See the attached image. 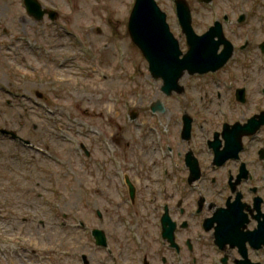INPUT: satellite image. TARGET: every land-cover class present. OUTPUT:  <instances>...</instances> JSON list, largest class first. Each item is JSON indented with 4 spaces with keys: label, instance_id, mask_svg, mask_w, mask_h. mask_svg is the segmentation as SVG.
<instances>
[{
    "label": "rangeland",
    "instance_id": "374dc122",
    "mask_svg": "<svg viewBox=\"0 0 264 264\" xmlns=\"http://www.w3.org/2000/svg\"><path fill=\"white\" fill-rule=\"evenodd\" d=\"M47 1L60 17L41 24L31 21L21 0H0V128L34 145L29 151L0 139V196L17 209L18 216H27L28 231L34 235L41 231L28 246L25 243L38 252L36 257L27 253L29 264L51 250L55 261L48 264H58L59 259L62 264H82L77 255L91 259L99 248L93 229L106 234V250L117 259L113 264H127L121 263L123 256L137 262L156 247L165 204L175 206L185 196L200 198L186 183L184 157L189 145L181 137L184 113L194 120L192 149L201 151L206 172L212 156L204 153V128L213 140L224 123L244 122L264 110V60L257 57L251 69L249 61L236 58L217 75H186L180 81L185 94L167 97L161 92L162 81L152 78L147 61L121 23L130 0L106 4L111 6L113 25L99 24L105 13L94 0L72 1L74 5L71 0ZM157 1L186 53L174 0ZM186 1L198 35L204 34L206 23L221 20L224 13L234 15L232 20L245 14L251 20L245 31L254 32L256 26V38L264 40L259 29L264 26V0H213L210 5ZM231 39L237 46L244 43ZM235 86L247 88V105L236 101ZM158 101L165 113L151 111ZM132 113L138 114L136 120H131ZM257 141L264 143V129ZM231 168L227 165L215 176L222 179ZM126 175L136 185L135 202L129 198ZM57 202L61 210L56 209ZM58 211L65 214L63 230L57 224L62 219L55 218ZM200 219L190 218L189 232L202 235L198 246L204 249L202 264H221L223 254L214 245L213 231L200 229ZM40 220L46 224L38 225Z\"/></svg>",
    "mask_w": 264,
    "mask_h": 264
},
{
    "label": "flooded vegetation",
    "instance_id": "af4514ba",
    "mask_svg": "<svg viewBox=\"0 0 264 264\" xmlns=\"http://www.w3.org/2000/svg\"><path fill=\"white\" fill-rule=\"evenodd\" d=\"M36 1L41 7L40 10L34 11L33 5H31V8L33 10L29 12L28 8L24 4L25 3L24 0H21V4L24 5L25 12L27 13L31 21L41 23V24L43 23L49 24V22H54L59 19L60 15L56 11V7L52 3L48 2L47 0H36ZM72 1L76 3L77 0H71L70 3L73 4ZM83 1H86V0H83ZM94 1L95 3H97V6L95 7L100 8V9L103 7L101 11L105 13V17L103 16L104 18L103 21H99V24L104 23L107 25L108 23H110L113 25L114 21L112 19L111 6L106 5L111 0H94ZM130 3L132 5L127 11V14L124 17L125 18L124 21L121 22L125 28H128L129 17H130L131 11L134 6V1L130 0ZM217 8H218L217 10L218 17H220L221 16L220 6H217ZM51 15L53 16L55 15V18H52ZM233 16L234 15H228L224 13L222 15L221 20H216L213 23L211 22L206 23L204 26V34H206L213 27H215L217 23H219L222 26L224 37L226 38V40H228L232 44L233 49H234L233 56L221 70L215 73L210 72V73L204 74V78L210 75L219 74V72L220 71L222 72L224 68L229 67L230 63H232L233 61L234 63L235 61H238L237 60L238 58L249 61L250 64L248 63V66L251 69H253L255 66V64L252 61L256 60L257 57H261V59L264 60V40H261L259 42L258 39L256 38L257 27L254 26V29H255L254 32L245 31V27L251 24V20H249V15L242 14L236 20H232ZM242 17H244V19L240 20ZM249 28H253V26H250ZM259 29L263 30V33H264V26L259 27ZM231 38H234V39L236 38V40L244 39V43L240 46H237V43H235V41ZM217 40L218 39L216 38V41ZM225 49H226L225 45H220V47L218 48L217 54L218 55L222 54L225 51ZM261 67H262L261 70H264V63L261 64ZM234 89H235V97H236L237 90L245 89L246 98H247L246 103L241 104L237 100L236 101L242 106L247 105L249 101L247 97V93H248L247 88L244 86L243 87L235 86ZM261 94L264 97V88L261 89ZM247 121L248 119L244 122L237 121L231 124L224 123L222 127V132H218V131L214 132L213 140L208 139L209 134L206 132L207 130H205L204 128V143L206 145L204 153L212 156L211 163H209V168L206 172H204V165H202V162H204V159L201 156L202 155L201 151L200 150L194 151L192 149L193 138H191L190 141H186L189 145V149L186 152L185 157H184V169H186L189 174L186 180V183L188 184V187L191 189L195 185L194 186L195 188H193V190H195L196 194L200 197L199 200H195V199L190 200L187 196H185V197H180V199L177 202H174L176 204L175 206L174 205L170 206L169 203L168 204L166 203L164 206V213L161 216L160 222H159L160 228L157 229V234L155 235V238H154L156 247L154 248L152 254L151 252H147L146 254H143L142 256H140V260L137 262L131 261V260L130 261L125 260L123 259L124 258L123 256L122 258H120L121 263L127 262V264H158L159 262L160 264H202L203 262L201 261L200 257L202 256V253H204V249L202 251L201 249L198 248V246L200 245L199 243L202 239V235L199 234L198 237L196 236L197 238L194 235H190L189 229L192 226L190 225L191 223L190 218L191 219L201 218L199 227L200 229L206 232L204 228L206 220L209 218H212L214 215V212L217 211L218 209H228V203H231V204L234 203L239 194L241 195L243 213L247 217V222L245 224V228L243 229V231L244 232H254L259 228L260 224L264 223V165H262L264 164V158L263 159L261 158V155L264 154L263 152L264 143L259 142L255 144V142H258L257 138L260 136V132L262 133L264 127L258 133V136L254 138L244 137L243 138V150L239 153L238 155L239 157L237 159L228 160L224 165L219 166L215 164V152L210 147V144L214 143L216 135H219L218 139L223 143V146H224L222 133H223L224 126L226 124L229 126H233L237 123H240L243 125ZM14 135L18 136L19 138L16 139ZM0 139L9 140L16 145L18 144L20 146L25 147L26 150H29V151L34 149L33 148L34 145L30 141L20 137L14 131H8L4 128H0ZM260 145H261V148L259 152H256V150L258 149ZM81 147L84 153L87 156H90V152H87L83 145H81ZM190 151L193 153L192 157L198 162L199 169H200L199 178L195 180L193 183L189 182L190 167L187 165V160H186L187 155ZM256 154L258 155L256 156ZM227 165L231 166L232 168L227 171L226 175L222 179L216 177L215 174H218L219 171H222ZM177 166L180 168L182 166V163H178ZM243 171L245 172V174L242 177H239V175ZM208 172L212 175V177H209ZM126 176H125V179H126ZM232 183L237 184V187L234 193L232 192ZM175 185H177L180 188L182 186V184H179L178 182H176ZM134 186L136 188L135 184ZM219 186L221 187L222 190L219 189ZM127 190H128V187H127ZM56 193H59V191H56ZM228 193L229 195H227ZM136 196H137V188H136ZM129 198H131L130 193H129ZM59 199L61 200L63 198H59ZM216 199L220 200L219 204L215 202ZM44 203L48 205L49 201L47 199L46 200L44 199ZM195 203H196V206L194 205ZM192 207H195L196 209L193 210ZM56 209L57 210L62 209L60 202H57ZM165 214H168L171 222L175 224L173 243L169 242L163 237L162 219ZM98 215L100 218L102 217L101 213H98ZM55 218L62 219V221L58 222L57 224H60V227L63 230L65 227V224H64L65 214L63 212L56 213ZM28 221L29 220L27 219V216H24V217L18 216L17 209L9 206L8 203H6L4 199L0 196V264H29L31 263V260L28 261L29 256L27 253H30L34 257H36V255L38 254L36 250H32L29 247H24L26 244H27L26 246H28V244L36 240V237H39L40 232H41L38 229L39 233L35 232L36 235H34L33 232L31 233V231H28V226H27ZM44 223L45 222L40 220V223L38 225H45L46 223L45 224ZM25 226L27 228L23 229V227ZM93 230H96V229H93ZM212 231L214 233V230ZM206 233H209V232H206ZM95 245L98 246L96 244V240H95ZM98 247L105 248V249H99V248L96 249L94 253L91 255L92 256L91 259H89V257L85 254L81 255L79 259L77 255L76 257L77 263L81 261L82 264H113V260L115 257L114 252L111 250H106L109 247L108 239H107L106 247H100V246ZM247 249H248V257L251 262L264 264V245L263 244L261 245L260 249H257L255 247H251V245L247 243ZM42 250L45 252L46 248H43ZM218 250L221 253V255L223 254V258L221 259V264H223V260L225 258L227 259V264H230L231 262L232 264H241L240 261L244 260L239 253L238 247L231 248V246L228 244L226 245V248L224 250H220V249ZM49 252L46 251L45 255H43V257L40 256V260L34 262V264H42V263L48 264L47 262H54L55 261V258H54L55 251L51 250ZM230 252H234L235 254H237L238 257H234L233 259H231V254H228ZM56 254L59 257H61L57 253V251H56ZM112 254H113V258H112ZM251 254H253V256ZM177 256H180V261L176 260ZM17 258H19L20 260ZM202 258H204V256H202ZM58 264H62V259H59Z\"/></svg>",
    "mask_w": 264,
    "mask_h": 264
},
{
    "label": "water",
    "instance_id": "95a60500",
    "mask_svg": "<svg viewBox=\"0 0 264 264\" xmlns=\"http://www.w3.org/2000/svg\"><path fill=\"white\" fill-rule=\"evenodd\" d=\"M201 3L210 4L213 0H199ZM29 12L40 10L36 0H24ZM177 18L186 37L188 51L181 50L180 41L172 33L167 21V14L163 12L155 0H136L131 12L128 33L132 42L141 51L143 57L149 64V72L156 81L161 80V92L164 96L170 97L174 93L185 94V88L180 84L184 76L204 75L210 72H217L222 69L231 59L234 53L232 44L226 40L222 26L217 23L206 34L198 35L193 27L191 9L186 0H175ZM33 5V9L31 8ZM41 17V16H39ZM55 18V15H51ZM242 17L240 20H243ZM216 38L218 39L216 41ZM220 45H225V51L218 55ZM236 99L240 103H246L245 89H239ZM153 112L165 113L164 104L160 101L151 107ZM138 117L132 113L131 119ZM182 139L190 141L192 138L193 119L185 113L183 116ZM264 126V112L253 116L245 124L237 123L233 126L225 125L223 129V143L215 136L214 143L210 147L215 152V164L224 165L230 159H237L243 150V138L255 136ZM264 152V151H263ZM190 151L187 155V165L190 167L189 182L193 183L199 178L200 169L198 162L192 157ZM264 158V154L261 155ZM245 174L243 171L239 177ZM130 197L133 202L136 200V188L126 176ZM237 184L232 183V192L236 190ZM247 217L243 213L241 195L239 194L234 203H228V209H218L212 218L206 220L204 228L206 232L214 230V242L221 250L230 245L231 248H239V253L244 260L241 264L252 263L248 257L247 243L251 247L260 249L264 245V223L254 232H244ZM163 237L169 242H174L175 224L171 222L169 215L165 214L162 219ZM216 224V226H215ZM98 246H107L106 234L99 229L93 231ZM227 264V259L223 260Z\"/></svg>",
    "mask_w": 264,
    "mask_h": 264
}]
</instances>
